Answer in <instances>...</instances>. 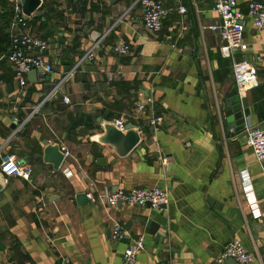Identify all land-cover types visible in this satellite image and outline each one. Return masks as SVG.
Segmentation results:
<instances>
[{
    "label": "crops",
    "instance_id": "0c3cea01",
    "mask_svg": "<svg viewBox=\"0 0 264 264\" xmlns=\"http://www.w3.org/2000/svg\"><path fill=\"white\" fill-rule=\"evenodd\" d=\"M160 1L171 12L155 34L144 27L139 0H42L27 27L47 41L52 72L27 76L22 86L8 59L0 61V165L15 155L33 168L30 181L5 177L0 264H125V249L139 239L145 248L136 264H240L219 261L235 239L253 256L250 264H264V162L244 129L224 125L226 100L238 96L232 64L247 60L262 72L240 103L246 125L264 129V29L248 17L251 0H237L250 48L228 56L210 29L219 21L213 0ZM119 41L131 46L129 54L115 53ZM157 115L165 123L154 131L146 121ZM115 118L140 130V144L124 157L91 139ZM44 141L69 153L59 170L40 162ZM156 186L170 195L163 211L111 208L100 198ZM80 193L90 202L80 205ZM154 222L160 228L151 234ZM114 223L125 241H113Z\"/></svg>",
    "mask_w": 264,
    "mask_h": 264
},
{
    "label": "built area",
    "instance_id": "2783aa9c",
    "mask_svg": "<svg viewBox=\"0 0 264 264\" xmlns=\"http://www.w3.org/2000/svg\"><path fill=\"white\" fill-rule=\"evenodd\" d=\"M85 3L91 0H77ZM142 8V19L147 31L159 34L163 30L164 22L169 16L171 10L165 7L160 0H139ZM214 11L219 17L218 23L212 25L210 29L218 32L224 45L221 48L223 54L234 56L236 53H246L249 51V45L245 41L244 16L238 8L237 0H213ZM180 14H187L185 6L178 8ZM14 18L11 24L12 41L8 61L11 64L16 79L22 86L27 83V76L32 70L44 68L45 73H51L52 67L48 64L45 53L49 48L46 40L31 33L28 30V21L23 18L22 7L17 3L13 9ZM248 17L256 29H264V3L259 0H251L248 4ZM92 48L86 58H94ZM131 46L125 41H119L114 51L116 54L123 56L130 53ZM234 81L239 98L258 86L259 77L257 67L247 60L234 61L232 64ZM73 73L71 72L70 75ZM69 79L65 77V80ZM135 108L139 113H145L147 107L141 94L138 96ZM64 102L69 104L70 99L64 98ZM117 126L122 130L125 129L126 122L117 120ZM148 126L157 131L165 123L161 115L148 118ZM246 144L252 148L256 159L259 163L264 162V129L258 126L246 125L244 128ZM65 158L69 156L65 152ZM0 171L4 177H16L25 181H30L33 176V168L30 165L23 164L15 155H7L2 159ZM245 186L249 183V176L244 173ZM248 189L249 197L253 198L252 212L260 216L257 201L253 191ZM253 196V197H252ZM89 198L93 200L92 195ZM111 208L120 204L131 207H147L156 211H163L170 203V195L167 190L161 187H132L130 189H118L114 193H108L100 197ZM112 239L115 242H122L127 239V232L120 223H114L111 227ZM145 248L144 240L139 239L127 246L124 251L125 264H136L137 255ZM227 259H233L240 264H250L253 262V256L247 251L241 241L235 239L228 243L219 257L223 262Z\"/></svg>",
    "mask_w": 264,
    "mask_h": 264
},
{
    "label": "water",
    "instance_id": "95a60500",
    "mask_svg": "<svg viewBox=\"0 0 264 264\" xmlns=\"http://www.w3.org/2000/svg\"><path fill=\"white\" fill-rule=\"evenodd\" d=\"M17 3L22 7L23 18L26 21L31 20L35 13L42 6V0H17ZM218 34V32H215ZM219 35V34H218ZM262 71L258 70V73ZM44 68L32 70L28 74L29 79L37 78V75L44 74ZM227 110L225 111L224 125L227 130H233L234 133L242 131L246 126V118L240 103L239 96L226 100ZM115 118L111 122L104 121L100 124L103 133L93 136L91 139L103 146L110 147L118 156L124 157L130 155L140 144V130L133 123H126L125 129L122 130L117 126ZM13 129V127H12ZM45 148L43 156L39 159L41 163L52 164L55 170H59L65 161V154L59 144H47L44 141ZM98 163H105V159H100ZM6 179L0 172V192L5 188ZM87 193H80L77 200L80 205L89 203ZM150 207V206H149ZM160 226L153 223L151 226V234H156ZM231 263H236L233 259H227Z\"/></svg>",
    "mask_w": 264,
    "mask_h": 264
},
{
    "label": "trees",
    "instance_id": "16d2710c",
    "mask_svg": "<svg viewBox=\"0 0 264 264\" xmlns=\"http://www.w3.org/2000/svg\"><path fill=\"white\" fill-rule=\"evenodd\" d=\"M43 8L44 7H40L38 11H42ZM13 18V9L9 7V5H7V2L5 0H0V61H3L4 58L8 59V56L10 54V47L12 41L11 24ZM34 18L31 21H33Z\"/></svg>",
    "mask_w": 264,
    "mask_h": 264
}]
</instances>
